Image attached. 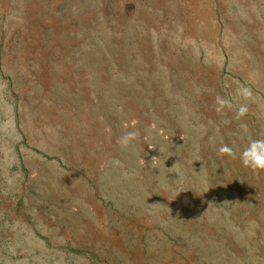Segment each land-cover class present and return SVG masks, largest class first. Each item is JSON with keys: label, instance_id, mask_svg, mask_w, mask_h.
<instances>
[{"label": "rangeland", "instance_id": "1", "mask_svg": "<svg viewBox=\"0 0 264 264\" xmlns=\"http://www.w3.org/2000/svg\"><path fill=\"white\" fill-rule=\"evenodd\" d=\"M259 138L264 0H0V264H264Z\"/></svg>", "mask_w": 264, "mask_h": 264}, {"label": "clouds", "instance_id": "2", "mask_svg": "<svg viewBox=\"0 0 264 264\" xmlns=\"http://www.w3.org/2000/svg\"><path fill=\"white\" fill-rule=\"evenodd\" d=\"M237 96L244 98L245 100L252 97L251 89L241 86L237 89ZM216 112H221L225 108L232 109L233 103L231 100L217 96L215 98ZM249 111V108L246 104H241L236 109L235 119L240 120L242 117L246 116ZM227 123V121H226ZM241 129L244 132L248 131V126L246 123L240 124ZM139 135L138 131L125 132L121 137L119 142L122 146H127L131 141L135 140ZM218 155L229 157L236 156L235 149L227 144H222L218 149ZM239 159L242 165L246 168H249L253 171L264 170V138L251 139L249 143L243 148L239 153Z\"/></svg>", "mask_w": 264, "mask_h": 264}]
</instances>
